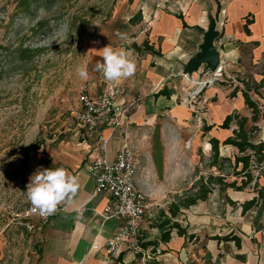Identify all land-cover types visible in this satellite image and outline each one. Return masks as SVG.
<instances>
[{
  "label": "crops",
  "instance_id": "0c3cea01",
  "mask_svg": "<svg viewBox=\"0 0 264 264\" xmlns=\"http://www.w3.org/2000/svg\"><path fill=\"white\" fill-rule=\"evenodd\" d=\"M139 1H132L133 12L126 19L134 28L129 44L124 45L125 40L113 44L102 37L92 49L93 58L101 62V50L105 46L128 50L136 62L135 74L113 83L97 72L86 91L95 94L109 86H118L124 89L119 100L132 104L127 124L111 134L104 157L107 161L115 159L125 132L130 145L139 153L136 186L151 204L138 239L155 242V246L142 249L138 242L136 246L123 244L119 252L106 255L105 244L121 222L104 215L109 195L94 192L95 183L88 167L102 153L96 148L95 139L86 140L82 130L81 142L53 160L79 177L80 188L70 203H64L48 223L38 227L36 264H264V167L258 187L262 198L245 211L242 205L257 197L252 188L239 192L229 188L224 197L215 189L205 200L182 209L179 216L172 219L186 228V235H178L173 230L170 239L163 243L154 220L160 209L169 217L166 204L170 198L164 197L180 195L188 189L183 181L201 165L199 157H189L188 152L179 148L184 144L200 146V138L207 136L203 144L210 150L209 138L222 141L236 128L234 121L228 129L219 128L231 114L246 118L248 127L253 125L252 109L245 104L243 92L258 108L259 103L262 104L263 109L259 110L264 114V0H226V18L221 29L216 27L218 36L214 40L222 77L214 79L210 73L206 74L209 70L204 65L196 71L187 69V62L197 53L207 29L201 4L195 0L181 4L174 15L162 10L159 1L150 12ZM217 1L216 14L219 13ZM135 15H138L136 20ZM144 41L159 54L129 49L131 44L140 46ZM206 79H211L212 83L200 84ZM202 85L206 86L202 88ZM196 89H200L198 101L189 107L188 95ZM160 91L164 93L159 95ZM200 123L211 127L210 131L204 133L203 126L198 128ZM254 125L260 130L259 140L264 141L262 115ZM102 132L109 136L111 130L104 128ZM229 150L234 151L233 147H225L223 151ZM209 162L210 155L205 165L209 169L207 174L215 171V167H209ZM195 174L194 179L207 175ZM229 234L237 238V242L223 239ZM93 244L98 249H92Z\"/></svg>",
  "mask_w": 264,
  "mask_h": 264
},
{
  "label": "rangeland",
  "instance_id": "374dc122",
  "mask_svg": "<svg viewBox=\"0 0 264 264\" xmlns=\"http://www.w3.org/2000/svg\"><path fill=\"white\" fill-rule=\"evenodd\" d=\"M24 1L0 0V264H36L38 227L28 231L24 224L28 220L38 223L35 218L25 217L31 204L26 198L30 177L37 170L64 168L53 160L82 140V129L74 112L79 106L80 93L86 91L97 75L96 64L102 63L93 58L95 43L106 37L110 43L119 44L122 39L117 33H120L126 36L123 44H129L134 31L126 21L133 12L130 7L133 0H41L30 1L28 5ZM158 1L162 10L175 15L181 4L194 0L139 2L150 12ZM216 1L195 0L202 6L207 29L211 21L221 29L226 18V0H219L217 14ZM137 17L135 15L134 20ZM40 21L45 22L44 26L37 28ZM20 49L30 50L31 58L18 60ZM80 65L87 67V80H82L76 73ZM190 98L194 106L198 95H188L189 107ZM259 106L263 109L262 104ZM202 126L200 123L198 128ZM189 134L192 137L194 131ZM216 134L219 135L218 130ZM252 134L255 141L260 139V130ZM206 137L200 138V146L184 144L179 148V151L188 152L189 157H199L201 161V165L183 181L185 186H191L195 173L209 172L205 165L210 150L203 144ZM225 147L232 148L220 146V157L233 159L236 149L233 147L234 151L224 152ZM138 155L136 153V159ZM251 170L254 176L258 175L254 167ZM223 173L228 175L227 182L233 179L228 164H224ZM225 192L220 195L224 197ZM173 196L164 198L171 200Z\"/></svg>",
  "mask_w": 264,
  "mask_h": 264
},
{
  "label": "built area",
  "instance_id": "2783aa9c",
  "mask_svg": "<svg viewBox=\"0 0 264 264\" xmlns=\"http://www.w3.org/2000/svg\"><path fill=\"white\" fill-rule=\"evenodd\" d=\"M208 73L213 79L222 77L220 67L213 72L209 70L206 74ZM199 90L196 89L194 95H198ZM123 94L124 89L114 85L95 94L82 91L79 96V106L74 112V118L83 130L84 138L86 140L94 138L96 148L102 153L88 167L95 183L94 192L109 195L110 199L104 208V215L121 222L119 229L105 244L104 249L108 256L119 252L123 244L136 246L139 229L151 208L147 196L136 186L134 179L137 167L135 152L125 132L115 159L107 161L104 157L111 134L115 129H121L127 124L128 112L132 104L119 100ZM191 98L189 103L193 107ZM104 128L111 130L109 136L103 134ZM63 205L64 203L60 204L53 214L42 216L38 212H34L30 204L25 212V217L31 220L35 218L38 223L26 221L24 223L26 229L33 231L37 227L45 225L57 211L63 208ZM92 249L96 250L98 246L93 244Z\"/></svg>",
  "mask_w": 264,
  "mask_h": 264
},
{
  "label": "trees",
  "instance_id": "16d2710c",
  "mask_svg": "<svg viewBox=\"0 0 264 264\" xmlns=\"http://www.w3.org/2000/svg\"><path fill=\"white\" fill-rule=\"evenodd\" d=\"M38 2L41 0H25L23 3L28 5L29 2ZM131 2V0H130ZM43 4L42 2L40 5ZM218 10L219 11V3ZM182 19L181 15L177 16ZM45 22H38L36 24L37 28H42ZM185 26V23L183 22ZM138 53H150L157 55L159 52L155 51L153 47L144 41L140 46L133 43L129 46ZM31 53L30 50L20 49L17 52V59L20 61H26L31 58L28 54ZM160 91L158 94H163ZM245 104L252 109L251 122L253 125L247 126V119L244 117L239 118L236 114H231L226 116L224 121L219 125L221 129L230 128V124L234 121L236 123V128L232 130L231 136L220 141L215 137L209 138L208 143L210 144V162L209 167H215L217 174L209 173L206 176L200 175L194 180L191 186L184 190L180 195H174L171 200L166 204V211L169 217L165 213L164 209L157 211L154 217L156 227L160 230V241L165 243L170 239V234L173 230L176 231L178 235H186V228H183L176 221V219L182 209H188L192 205H195L198 201L205 200L213 190L218 189L220 192H225L227 189H232L233 191H243L245 188H252L256 193L257 197H253L251 200L245 202L242 205V211L249 209L256 203V200L262 198L261 189L259 187V178L263 173L264 165V141H255L253 139V132L259 130L257 125H254L259 120L262 115L264 121V114H260V110L255 101L249 98L246 92H243ZM211 127L203 125V132L206 133L210 131ZM264 130V126H263ZM232 146L238 151V155L230 158H221L219 154L220 146ZM224 164H228L232 169L233 179L230 182L226 181L227 174H224ZM252 167L258 170V175L254 176L252 173ZM196 176V174L194 175ZM192 237V236H191ZM224 240H234L237 242V238L231 234L225 236ZM138 247L145 249L148 245L155 246V242H141L138 239ZM152 264V263H147Z\"/></svg>",
  "mask_w": 264,
  "mask_h": 264
},
{
  "label": "clouds",
  "instance_id": "9594fccd",
  "mask_svg": "<svg viewBox=\"0 0 264 264\" xmlns=\"http://www.w3.org/2000/svg\"><path fill=\"white\" fill-rule=\"evenodd\" d=\"M117 35L122 40L126 39L120 33ZM101 51L103 62L96 64V71L102 73L105 80L117 83L135 74L136 62L128 50L105 46ZM76 73L82 80L88 79L86 65L77 66ZM79 188V177L65 168L37 170L30 177L26 198L32 210L43 216L53 214L62 203H70Z\"/></svg>",
  "mask_w": 264,
  "mask_h": 264
},
{
  "label": "water",
  "instance_id": "95a60500",
  "mask_svg": "<svg viewBox=\"0 0 264 264\" xmlns=\"http://www.w3.org/2000/svg\"><path fill=\"white\" fill-rule=\"evenodd\" d=\"M217 36L218 32L211 21L208 29L203 32L202 43L198 47L197 53L187 62L188 70L196 71L200 65H204L213 72L220 67L219 53L214 46V40ZM201 87L203 88L204 86L202 85Z\"/></svg>",
  "mask_w": 264,
  "mask_h": 264
},
{
  "label": "bare ground",
  "instance_id": "6f19581e",
  "mask_svg": "<svg viewBox=\"0 0 264 264\" xmlns=\"http://www.w3.org/2000/svg\"><path fill=\"white\" fill-rule=\"evenodd\" d=\"M192 83H193V84H196V81L193 80ZM205 83H211V79H206V80H204L203 82H201L200 84H205ZM199 87H200V86H199ZM194 94H195V92L192 93V95H194Z\"/></svg>",
  "mask_w": 264,
  "mask_h": 264
}]
</instances>
